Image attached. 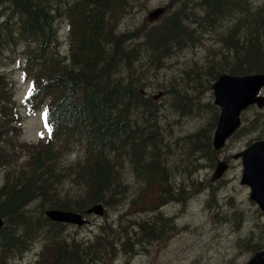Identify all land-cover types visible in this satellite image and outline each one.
Here are the masks:
<instances>
[{"label":"trees","instance_id":"1","mask_svg":"<svg viewBox=\"0 0 264 264\" xmlns=\"http://www.w3.org/2000/svg\"><path fill=\"white\" fill-rule=\"evenodd\" d=\"M3 1L12 8L0 9V53L7 47L19 49V65L31 82V108L50 99L45 116L49 136L34 143L20 141L14 84L0 72V264H11L34 239L42 240L34 264H93L117 249L132 252L125 245L159 236L164 230L160 223L167 221L160 211L143 219L133 215L166 199L179 200L188 183L201 186L194 172L204 166L203 160L213 164L210 136L218 112L212 102H204L207 107L201 111H208L207 121L174 138L186 159L167 160L171 144L160 124L161 106L145 90V72L204 45L200 62L180 68L163 86L172 109L200 114L199 97L218 74L264 71V0H171L173 5L155 22L125 30L118 22L131 9L130 0ZM61 17L69 21V57L58 47ZM260 115L255 113L244 126L260 128ZM79 145L81 156L64 161L65 153ZM126 171L134 186L125 180ZM172 172L181 177L171 183ZM96 201L127 206L117 221L107 220L105 213L90 240L66 239L60 224L43 213L46 207L84 212ZM235 213L240 220L242 212Z\"/></svg>","mask_w":264,"mask_h":264},{"label":"rangeland","instance_id":"2","mask_svg":"<svg viewBox=\"0 0 264 264\" xmlns=\"http://www.w3.org/2000/svg\"><path fill=\"white\" fill-rule=\"evenodd\" d=\"M130 2L132 3L131 9L129 8V11L121 16L118 22L121 30L132 28L139 23H153L158 17H148V13L153 8L163 6L164 11L160 14L161 16L173 5L170 0H130ZM58 29L59 36L65 39L67 37L65 34L67 26L63 20L58 21ZM64 39H61V46L65 43ZM209 40L213 41L212 37ZM204 47V45H198L192 50H184V52L176 55L175 59L166 61L168 64L166 67L148 69L145 72L146 77L144 79L147 93L153 95L160 90L164 92V84L174 80L175 74L179 72L180 68L182 69L194 62H200L206 52ZM19 54V50H11L10 47L5 48L0 53V70L5 71L14 84L13 100L18 111L16 122L20 120L17 127L21 131V140L36 142L39 140L41 133L46 132V128L41 112L38 110L41 107L31 109V106L24 101L31 82L23 74L22 67L18 65ZM261 92L264 93V88ZM49 99L50 97H46L43 103H47ZM157 101L158 106H162L159 110L160 124L163 126L164 134L167 135V140L171 144L167 160H175L180 163L187 156L186 153L182 154V150L178 149L180 143H175L174 138L194 131L202 122L207 121L208 111L201 110L207 107L204 102H213L212 90L205 88L202 91L199 97V105H196L198 107L197 111H201L198 115L179 114L170 107L169 97L164 93L159 95ZM255 113L262 114L260 115L262 117L261 127L258 129L245 127L246 122L253 118ZM242 123L243 129L230 137L224 147L216 153L219 157L226 158L229 163L222 176L214 182L210 181V175L213 171L212 163L203 161V168L196 169L194 172L195 176L203 183L202 189L195 192L197 187H189L192 184H188L189 186L186 187L183 194L186 201H168L162 207V211L174 219V226L170 225L172 219L160 223V226L165 229L162 237L151 243L147 240L143 242L135 240L133 244L125 245L132 248L131 253L120 250L115 256L111 255L109 258H104L97 264H241L251 254L250 249L256 243L264 246V212L250 199L248 186L241 184L239 181L241 175L240 160L231 158L233 152L243 148L248 142L257 138H264V107L260 109L256 106L247 108L244 111ZM80 148H82L80 145L75 147L65 153L63 157L66 156L71 159L81 155L82 150L76 151ZM187 149L184 148L186 151ZM172 164V169H174V163ZM1 174L0 169L2 179ZM170 174H173L169 177L171 183L181 177V174L177 172ZM124 178L130 185L134 186L132 183H135V180L131 173L126 171ZM130 192H132L131 189ZM210 193H212V197H209ZM213 202L216 203L215 207ZM124 204V206L117 205V207L107 206L106 219L117 221L118 216L121 214L120 210L125 209L127 206L126 203ZM31 206H34V203H31ZM228 209L234 210V212H239V209H241V219L237 222L236 218L232 216L233 219H224L214 214L215 210H217L216 214L220 215ZM144 212L151 214L150 211L143 210L142 212L138 211L137 215L133 216L139 219L141 215H145ZM104 217L105 215H91V222L83 226L67 224L62 233L78 239L87 236L93 237L94 233L99 230V224L104 221ZM124 224L122 223V225ZM40 246L41 241L34 239L27 250L23 251L21 255L15 256L12 264H32L38 256Z\"/></svg>","mask_w":264,"mask_h":264},{"label":"water","instance_id":"3","mask_svg":"<svg viewBox=\"0 0 264 264\" xmlns=\"http://www.w3.org/2000/svg\"><path fill=\"white\" fill-rule=\"evenodd\" d=\"M163 10L157 7L149 15L154 16ZM264 85V72H250L245 74L221 73L211 84L213 102L219 107V113L212 136V145L220 148L225 139L240 125V113L250 104L258 107L264 105V95L260 88ZM161 92H159L160 94ZM233 157H240L242 172L240 182L249 187V197L264 211V139H257L243 149L235 152ZM227 167L225 160H217L212 178L218 177ZM103 205L98 202L88 208L86 212L102 214ZM45 214L52 220L84 223L82 214L72 210L49 208ZM2 219L0 217V225ZM264 250L256 252L246 264H264Z\"/></svg>","mask_w":264,"mask_h":264},{"label":"bare ground","instance_id":"4","mask_svg":"<svg viewBox=\"0 0 264 264\" xmlns=\"http://www.w3.org/2000/svg\"><path fill=\"white\" fill-rule=\"evenodd\" d=\"M235 1V0H234ZM243 1H245V0H243ZM251 2V1H250ZM60 3H63V2H60ZM88 5H90V4H88ZM45 6V5H44ZM240 6V5H239ZM97 7V6H96ZM242 7V6H241ZM80 8V7H79ZM234 8V7H233ZM237 9V8H236ZM48 10V9H47ZM47 10H45V11H47ZM68 10V9H67ZM242 10H244V9H242ZM104 11V10H103ZM111 12V11H110ZM250 12V11H249ZM47 13V12H46ZM246 13V12H245ZM42 14V13H41ZM44 14V13H43ZM52 14V13H51ZM86 14V13H85ZM120 14V13H119ZM244 14V13H243ZM45 15V14H44ZM50 15V14H49ZM64 15H65V13H64ZM177 15V14H176ZM48 16V15H47ZM90 16V15H89ZM42 17V16H41ZM49 17V16H48ZM47 19V18H46ZM175 19V18H174ZM224 19V18H223ZM233 19V18H232ZM49 20V19H48ZM51 20V19H50ZM112 20V19H111ZM234 20V19H233ZM56 21V20H55ZM54 21V22H55ZM227 21H228V19H227ZM34 22V21H33ZM176 22V21H175ZM53 23V22H52ZM51 23V24H52ZM160 23V22H159ZM194 23V22H193ZM53 25V24H52ZM175 25H177V24H175ZM30 26H31V24H30ZM41 26V25H40ZM106 26V25H105ZM109 26V25H108ZM34 27V26H33ZM52 28V27H51ZM177 28V27H176ZM32 29V28H31ZM97 29V28H96ZM103 31V30H102ZM115 31V30H114ZM180 31V30H179ZM154 33V32H153ZM102 34V33H101ZM95 35V34H94ZM115 37V36H114ZM40 38V37H39ZM99 38V37H98ZM160 39V38H159ZM131 41V40H130ZM98 42V41H97ZM94 43V42H93ZM128 43V42H127ZM101 44V43H100ZM124 44V43H123ZM134 44V43H133ZM131 45V44H130ZM163 45V44H162ZM132 46V45H131ZM137 46V45H136ZM146 46V45H145ZM152 46V45H151ZM159 46V45H158ZM128 47V46H127ZM133 47V46H132ZM139 47V46H138ZM153 47V46H152ZM134 48V47H133ZM140 48V47H139ZM126 49H128V48H126ZM143 49V48H142ZM144 50V49H143ZM151 50V49H150ZM118 51V50H117ZM145 51V50H144ZM149 51V50H148ZM179 53V52H178ZM131 54H134V53H131ZM259 54V53H258ZM108 55V54H107ZM144 55V54H143ZM175 55V54H174ZM40 56V55H39ZM44 56V55H43ZM128 56H129V54H128ZM134 56V55H133ZM35 57V56H34ZM122 58V57H121ZM134 58V57H133ZM161 58V57H160ZM36 59V58H35ZM49 59V58H48ZM51 59V58H50ZM260 59V58H259ZM263 59V58H262ZM77 60V59H76ZM117 61V60H116ZM124 61V60H123ZM128 61V60H127ZM132 61H133V59H132ZM119 62V61H118ZM258 62V61H257ZM260 63V62H259ZM132 66V65H131ZM163 66V65H162ZM118 67H120V66H118ZM134 67H135V64H134ZM136 68V67H135ZM137 69V68H136ZM123 70V69H122ZM132 70V69H131ZM118 71V70H117ZM121 72V71H120ZM125 73H126V71H125ZM116 74V73H115ZM121 74V73H120ZM131 75V74H130ZM129 75V76H130ZM116 76V75H115ZM137 77V76H136ZM141 78V77H140ZM85 79V78H84ZM126 79V78H125ZM142 81V80H141ZM124 82H125V80H124ZM137 83H138V81H136ZM126 83V82H125ZM123 85H125V84H123ZM122 85V86H123ZM135 85V84H134ZM137 85V84H136ZM95 86V85H94ZM118 86H120V85H118ZM128 86V85H127ZM133 86V85H132ZM125 87V86H124ZM110 88V87H109ZM115 88V87H114ZM127 88V87H126ZM126 88H124V89H126ZM133 88V87H132ZM99 89V88H98ZM114 90V89H113ZM116 90H117V88H116ZM122 90V89H121ZM126 91V90H125ZM82 92V91H81ZM129 92V91H128ZM132 92V91H131ZM110 93V92H109ZM123 95V94H122ZM135 95H136V93H135ZM129 96V95H128ZM133 97V96H132ZM128 98V97H127ZM158 98V97H157ZM97 99V98H96ZM98 100V99H97ZM115 100V99H114ZM129 101V100H128ZM166 101V100H165ZM95 102V101H94ZM140 102V101H139ZM109 103H110V101H109ZM137 103V102H136ZM136 103H135V105H136ZM101 105V104H100ZM130 105V104H129ZM123 106V105H122ZM131 106V105H130ZM137 106V105H136ZM160 106V105H159ZM169 106V105H168ZM175 106H176V104H175ZM162 107V106H161ZM166 107V106H165ZM118 108V107H117ZM117 108H115L116 109V111H117ZM121 108V107H120ZM92 109V108H91ZM115 109H113V110H115ZM94 110H95V108H94ZM108 110V109H107ZM122 110V109H121ZM133 110H134V108H133ZM93 111V110H92ZM96 111V110H95ZM122 112V111H121ZM177 112V111H176ZM82 113V112H81ZM77 114V113H76ZM92 114V113H91ZM123 114V113H122ZM169 115V114H168ZM67 116V115H66ZM90 116V115H89ZM100 116V115H99ZM114 116V115H113ZM116 116V115H115ZM159 116V115H158ZM95 117V116H94ZM167 117V116H166ZM88 118V117H87ZM94 119V118H93ZM98 119V118H97ZM163 119V118H162ZM159 124V123H158ZM199 130V129H198ZM161 132V131H160ZM98 134V133H97ZM162 135H163V133H162ZM163 137H164V135H163ZM164 142H165V140H164ZM193 143V142H192ZM201 144V143H200ZM4 146H5V144H4ZM101 149V148H100ZM104 149V148H103ZM109 152V151H108ZM198 153V152H197ZM137 157V156H136ZM90 159H92V158H90ZM201 159V158H200ZM111 160V159H110ZM197 160V159H196ZM199 160V159H198ZM203 160V159H202ZM99 161V160H98ZM107 161V160H106ZM200 161V160H199ZM204 161V160H203ZM105 162V161H104ZM168 162V161H167ZM202 162V161H201ZM200 162V163H201ZM166 163V162H165ZM113 164V163H112ZM168 164V163H167ZM108 165V164H107ZM41 168H43V167H41ZM6 171V170H5ZM94 172V171H93ZM16 173V172H15ZM47 173V172H46ZM113 173V172H112ZM18 174V173H17ZM41 174V173H40ZM2 175V174H1ZM81 175V174H80ZM102 175V174H101ZM0 179H1V177H0ZM101 179H103V178H101ZM2 180V179H1ZM52 180V179H51ZM95 180V179H94ZM23 182V181H22ZM3 183V182H2ZM163 184V183H162ZM189 184V183H188ZM99 189V188H98ZM174 190H176V189H174ZM188 192V191H187ZM190 192V191H189ZM192 192V191H191ZM173 193H175V192H173ZM183 193V192H182ZM42 195V194H41ZM46 195V194H45ZM175 195V194H174ZM42 196H40V198H41ZM45 197V196H44ZM50 197V196H49ZM190 198H191V196H190ZM54 200V199H53ZM185 200V199H184ZM142 201V200H141ZM186 201V200H185ZM49 202V201H48ZM47 204V203H46ZM50 204V203H49ZM24 207V206H23ZM4 208V207H3ZM5 209V208H4ZM197 209V208H196ZM234 213L235 212H229V213H227V214H223L222 215V218H224V219H233V218H238V217H236V215H234ZM10 214V213H9ZM236 214V213H235ZM240 215V214H239ZM233 218H232V217ZM239 219V218H238ZM236 221L238 222L239 220H237L236 219ZM202 222V221H201ZM234 222V221H233ZM13 225V224H12ZM15 225V224H14ZM170 225H173L174 226V224L173 223H170ZM211 225V224H210ZM21 226V225H20ZM44 226V225H43ZM42 226V227H43ZM30 227V226H29ZM23 228V227H22ZM19 229V228H18ZM24 229V228H23ZM20 230V229H19ZM155 231V230H154ZM16 234V233H15ZM14 234V235H15ZM242 234V233H241ZM34 235V234H33ZM23 236V235H22ZM250 236V235H249ZM248 236V237H249ZM13 237V236H12ZM12 237H11V239H12ZM19 237H21V236H19ZM26 237V236H25ZM38 237V236H37ZM242 237V236H241ZM246 237V236H245ZM17 238V237H16ZM35 238V237H34ZM34 238H32V239H34ZM18 239V238H17ZM17 239H16V241H17ZM40 240V239H39ZM28 241V240H27ZM30 241V240H29ZM33 241V240H32ZM42 241V240H41ZM5 242H6V239H5ZM67 242V241H66ZM79 243V242H78ZM240 243V242H239ZM243 243V242H242ZM11 244V243H10ZM22 244H20V246H21ZM27 245V244H26ZM30 245V244H29ZM63 245V244H62ZM70 245V244H69ZM241 245V244H240ZM244 245V244H243ZM65 247V246H64ZM20 248V247H19ZM238 249V248H237ZM240 249V248H239ZM43 250H45V249H43ZM15 251V250H14ZM77 254V253H76ZM81 256V255H80ZM3 259V258H2ZM36 259V258H35ZM40 259V258H39ZM5 260V259H4ZM67 261V260H66ZM76 262H78V260L76 261ZM35 263V262H34ZM126 263H129V262H126Z\"/></svg>","mask_w":264,"mask_h":264},{"label":"snow or ice","instance_id":"5","mask_svg":"<svg viewBox=\"0 0 264 264\" xmlns=\"http://www.w3.org/2000/svg\"><path fill=\"white\" fill-rule=\"evenodd\" d=\"M31 92V88L29 89V93ZM46 114H47V110H45V113H44V115L46 116ZM47 126V125H46Z\"/></svg>","mask_w":264,"mask_h":264}]
</instances>
